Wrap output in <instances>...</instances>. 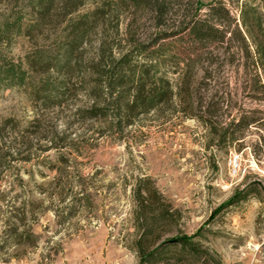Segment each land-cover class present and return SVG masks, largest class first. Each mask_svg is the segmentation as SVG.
Listing matches in <instances>:
<instances>
[{
  "label": "rangeland",
  "instance_id": "obj_1",
  "mask_svg": "<svg viewBox=\"0 0 264 264\" xmlns=\"http://www.w3.org/2000/svg\"><path fill=\"white\" fill-rule=\"evenodd\" d=\"M94 1L87 0L74 15L91 11ZM223 1L238 22L244 2L264 14V0ZM120 15L123 39L134 16L132 10ZM19 16L21 31L8 30ZM138 16L132 22L137 38L148 39L157 30L155 22ZM33 18L30 0H0V67L15 63L28 77L21 86L0 75V150L8 154L0 167V264H141L135 189L144 178L154 182L174 213L156 226L152 248L159 246L162 260L144 264H199L166 243L183 233L197 234L195 240L222 264H264V99L258 98L264 91L245 65L239 36L228 45L213 44L197 63L210 74L198 71L194 116L186 115L174 96L127 125L118 120L114 105L108 106L107 118L84 114L93 103L91 76L84 70L96 54L100 33L84 42L69 73L60 66L41 74L29 66L31 55L39 50L41 63L64 65L67 31L63 24L28 35ZM184 47L197 58L200 50L178 41L158 71L173 87ZM48 78L52 87L65 91L51 87L44 93L57 104L35 96ZM65 80L67 89L60 83ZM205 111L206 121L198 116ZM245 115L257 120L241 124L234 137L225 136ZM7 119L13 121L1 131ZM235 152L246 164L254 157L256 170L232 175L229 159Z\"/></svg>",
  "mask_w": 264,
  "mask_h": 264
},
{
  "label": "trees",
  "instance_id": "obj_2",
  "mask_svg": "<svg viewBox=\"0 0 264 264\" xmlns=\"http://www.w3.org/2000/svg\"><path fill=\"white\" fill-rule=\"evenodd\" d=\"M30 1L35 18L26 28L28 35L34 36V31L42 33L45 28L53 29L63 24L64 30L67 31L66 36L64 35L65 47L62 52L64 65L55 60L41 63L42 55L38 50L31 55L28 63L34 72L48 73L61 66L68 67L67 72L69 73L72 70L70 69L72 59L74 56L79 58L78 51L84 42L91 34L100 33L96 54L84 70L91 76L89 81L92 82L89 94L93 98V103L84 111L88 118H107L109 116L108 106L114 105L119 112L118 120L121 122L125 120V123L129 125L140 114L157 109L174 96L179 98L185 114L194 116L192 109L196 90L194 83L198 71L204 70L206 74H210L208 68L205 69L204 65L197 67V63L205 54L204 52L207 54V50L213 44H230L234 39L233 35L239 36L240 49L245 53V65L254 70L256 79L261 84L260 88L264 91V84L261 83L264 74V14L257 5L250 2L242 4L241 18L238 22L223 0H213L207 3L201 0H190V3L185 5L183 0H95V8L77 15L74 14L87 3V0ZM178 5L180 9L176 7ZM205 7L207 11L203 12ZM182 9L183 11H178ZM127 10H132L134 18L133 20L131 18V22L127 25L126 37L121 39L118 29L120 14ZM142 14L150 16L157 28L152 36L144 40L137 38V29L132 23L138 19V15ZM22 25V19L19 16L7 26L8 30L15 27L21 31ZM112 32H115L113 37ZM111 37L113 39L110 40ZM178 41L191 42L194 48L200 51L195 59L191 47L183 48L181 56L179 55L182 63H179L175 71L178 73L177 84L173 87L169 79L158 75V71L162 62L171 55V45ZM123 42H125L124 45ZM209 54L212 55V53ZM1 74L5 76L3 80H8L14 85L23 86L28 78L27 71L15 63L5 65L3 69L0 67ZM60 83H66L64 88H68L66 80ZM51 87L52 83L49 78L41 83L35 89L37 99H46L48 96L44 93ZM56 88V91H64L62 86L57 85ZM56 88L52 87L53 90ZM50 97L48 98L51 104H57ZM258 98L264 99V95ZM217 110L214 112L216 113ZM206 114L205 111L198 116L206 121ZM256 120V117L245 115L239 124H236L237 129L231 131L227 128L224 135L234 137L241 124L249 125ZM12 121V119H7L2 124L1 131ZM7 155L6 152L0 150V167L5 165ZM135 200L137 204L136 221L142 230L137 241L141 264L154 260L161 261L162 252L159 246L152 248V245L155 241L158 221L170 219L174 215L172 207L149 178L140 180L135 189ZM237 200L238 196L233 197L229 204ZM196 237L197 234L183 233L172 237L166 243L179 247L184 258L192 259L193 263L222 264L216 255L203 248L195 240Z\"/></svg>",
  "mask_w": 264,
  "mask_h": 264
},
{
  "label": "built area",
  "instance_id": "obj_3",
  "mask_svg": "<svg viewBox=\"0 0 264 264\" xmlns=\"http://www.w3.org/2000/svg\"><path fill=\"white\" fill-rule=\"evenodd\" d=\"M229 166L232 170V175L234 176H245L249 174L251 171H255L258 167L257 160L252 157V160L249 164H246L243 158L242 153L235 152L231 155L229 159Z\"/></svg>",
  "mask_w": 264,
  "mask_h": 264
}]
</instances>
